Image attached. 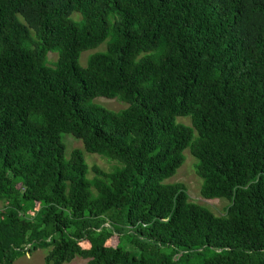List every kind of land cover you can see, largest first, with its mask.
<instances>
[{
    "label": "trees",
    "instance_id": "1",
    "mask_svg": "<svg viewBox=\"0 0 264 264\" xmlns=\"http://www.w3.org/2000/svg\"><path fill=\"white\" fill-rule=\"evenodd\" d=\"M186 150L224 216L166 183ZM0 203V264H264V0H0Z\"/></svg>",
    "mask_w": 264,
    "mask_h": 264
},
{
    "label": "rangeland",
    "instance_id": "2",
    "mask_svg": "<svg viewBox=\"0 0 264 264\" xmlns=\"http://www.w3.org/2000/svg\"><path fill=\"white\" fill-rule=\"evenodd\" d=\"M74 18L76 20H79L80 16L74 15ZM105 50H106V45H103L97 50L84 52L81 56L80 64L84 67L87 66V62L90 56H92L97 52H103ZM58 58L59 56L57 53L50 54L49 64L53 66L58 61ZM94 103L108 110L116 111V112L124 110L128 107L126 103H123L117 99L97 98L94 101ZM177 121L178 123H182L187 126H192V120L189 117L178 118ZM62 140L67 147L66 154L68 157H70L71 153L74 150L77 149L84 150L83 142L75 139L72 135L65 134L62 136ZM184 155L186 158L184 165L178 170L177 174L173 178L166 181V183H171V184L182 183L186 185L191 202L209 209L216 216H224L226 214L227 208L230 205V202L225 198L208 200L202 196L201 191H202L203 181L197 174V169H196L197 160L193 156L190 150H186ZM86 161H87V165L90 168L97 166L100 167L105 172H112L117 167L121 166L118 162L111 161L99 155L88 154V153H86ZM93 177H94V173L91 171L88 174V178L90 179ZM41 210H42V206L37 205L35 209L28 212L27 216L33 220H37V219L39 220L42 217ZM93 241L96 242L95 239L93 238H91V240L90 239L85 240L82 242V246L86 248L90 247L93 245L91 244ZM105 244L112 248L120 247L126 252H129L133 257H137V258L141 257V251L137 249L133 244H131L129 236L115 235L113 236V238L108 239ZM49 250L50 249H44V248L38 249V252L34 255V259L36 263L39 264L41 259L45 258L48 255ZM207 257H209L208 253L204 255L193 254L191 256H188L187 258H184L182 261H180V257H177L172 261V264H202L204 258ZM69 264H87V261L81 258H76L72 263Z\"/></svg>",
    "mask_w": 264,
    "mask_h": 264
},
{
    "label": "crops",
    "instance_id": "3",
    "mask_svg": "<svg viewBox=\"0 0 264 264\" xmlns=\"http://www.w3.org/2000/svg\"><path fill=\"white\" fill-rule=\"evenodd\" d=\"M3 210H4V208H3L2 204L0 203V212H2ZM34 252L35 253L28 252L24 257L18 259L14 264H38V263H36V261L34 259V255L38 252V250H36ZM45 258H42L41 261L39 262V264H46Z\"/></svg>",
    "mask_w": 264,
    "mask_h": 264
}]
</instances>
